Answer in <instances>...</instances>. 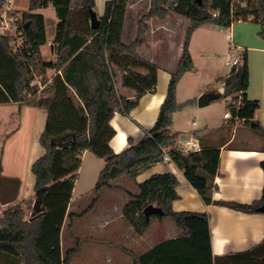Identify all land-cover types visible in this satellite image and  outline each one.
Wrapping results in <instances>:
<instances>
[{"label": "trees", "instance_id": "16d2710c", "mask_svg": "<svg viewBox=\"0 0 264 264\" xmlns=\"http://www.w3.org/2000/svg\"><path fill=\"white\" fill-rule=\"evenodd\" d=\"M6 1L0 0V9ZM231 1L178 0L175 8L168 9L167 0H150L147 13L138 18L135 38L124 43L121 34L128 0L105 1L97 29L89 24V9H94L95 0H79L78 9L73 8L72 0H28L27 10L16 19L19 43H14L16 40L10 33L0 34V104L17 103L46 110L39 137L44 152L31 164L34 196L9 205L0 215V254L5 255L4 259L0 258V264H66L69 256L78 252L71 249L62 255L60 233L84 151L104 161L94 187L96 199L110 180L121 175L134 179L161 162L166 153L205 204L243 212L264 206V186L261 197L251 203L214 200L219 148L200 144L199 151L184 152L170 129L172 113L190 102H176V84L192 68L188 51L191 32L203 24L226 28L240 17L259 22V33L264 34V0H245V5H237L233 12ZM48 6L58 19L52 61L44 60L40 52V46L46 43V33L44 17L37 11ZM169 10L189 20L177 67L170 73L166 95L153 126L144 130L138 142L129 139V146L115 153L109 145L115 134L110 124L114 113L128 115L139 98L156 87L157 66L138 54L146 22L150 18H165ZM9 13L14 17L18 14L16 10ZM245 65L231 68L223 79V93L210 94L211 101L229 98L227 108L242 123L250 125L259 102L241 91L246 90ZM47 69L56 71L49 81L33 83L34 72L43 74ZM117 78L120 87L132 90L131 97L118 91ZM237 98L240 104L236 109ZM250 126L264 136V128L257 122ZM261 168L264 175V160ZM136 186V193L128 192L129 200L122 213L124 220L136 234L142 235L152 220L167 216L177 235L158 242L142 254H133L130 264H264V238L248 250L213 256L207 213L174 211L171 207L180 198L176 191L178 179L173 173L151 174L136 182ZM34 201L43 213L30 219L26 211L33 210ZM149 204L160 207L164 214H152L146 219L143 209ZM74 216L81 214H69L67 218L72 220Z\"/></svg>", "mask_w": 264, "mask_h": 264}, {"label": "crops", "instance_id": "0c3cea01", "mask_svg": "<svg viewBox=\"0 0 264 264\" xmlns=\"http://www.w3.org/2000/svg\"><path fill=\"white\" fill-rule=\"evenodd\" d=\"M105 1L107 0H95L93 10L98 16L104 11ZM11 2L10 8L13 10ZM138 2L139 0H128L121 34V40L124 43L131 42L136 36L138 22L137 14L141 10L138 7ZM130 8H133L134 17L130 15ZM147 10L148 7L146 11ZM37 11L39 12V9ZM171 12L174 17H183L174 11ZM168 17L171 18L173 16L167 15L154 24L156 25L155 29H159L160 34L165 36L164 40H154L151 37L154 31L153 22L151 21L152 18L148 19L146 22L147 28L145 29V38H148L147 36L151 38H142V42L138 47V54L140 57L153 62L157 66L156 87L154 91L145 92L139 98L137 105L130 110L128 115L119 112L114 113L110 120V124L114 128L115 134L110 139L109 145L115 153L128 147L129 139H131L133 143H136L143 137L144 130H148L153 126L159 107L165 98L170 73L175 70V64L176 66L178 64L183 43L182 39L179 42H175L169 37L171 30L175 31V28L173 24H167L166 20ZM16 18H19V14H17ZM231 25L229 26V38L234 40L235 34ZM215 28L216 26L203 24L191 32L188 41V51L192 58V68L190 70L194 67L195 58L200 57L207 63L208 56L214 52V38L217 32ZM125 32L127 34L126 41L123 38ZM19 40L20 39L16 40L14 43L18 44ZM260 44H262V46L256 48H248L249 46H246V48L235 47H237L242 52V56H244V50L247 49L264 50V42ZM40 52L42 55L41 49ZM54 59L55 57L53 60ZM246 62L247 58L243 60L242 66ZM188 71L182 74L178 80V84ZM55 73L56 71L51 69L50 74L45 71L41 76L44 77L45 81H49ZM256 83L258 85L257 91L253 89L254 85L241 91H244L249 99L258 100L259 107L254 112L253 121L264 128V72L263 75L256 80ZM220 85L223 87V80H221ZM178 89L177 85L176 101L179 104L190 101L187 105L191 106V104H193L192 102H196V96H194V98H187L185 101L181 102L177 96ZM193 90L194 89L191 91ZM119 91L129 97L133 94L132 90L122 87H120ZM195 91H197V93H207V91L210 90L197 87ZM227 100H229V98L225 101ZM175 111L172 113L170 129L177 135L180 130L173 129V114ZM221 120V126L226 124L227 127L223 126L219 128L220 126H208L209 124L207 123L198 127H193L195 125L193 121L194 124L192 122V126L185 131V138L189 136L199 137L198 140L201 145L204 144L206 146L219 148L218 173L214 177L216 188L212 192V198L214 200L251 203L261 197L264 186V175L261 168V162L264 160V136L253 128L249 129L248 127H251L250 125H233L229 123L228 120L223 118V114ZM184 139L179 141L176 138L177 145ZM87 152L88 151H84L82 157ZM162 172H171L178 179L176 191L180 198L174 200L171 204L174 211L189 210L207 213L210 229V247L213 256L245 251L263 240L264 214L262 212L256 210L253 212H243L214 203L205 204L197 191L186 181L182 171L178 169L173 162L170 160L165 162L161 161L140 172L134 179L127 175H121L116 179L110 180L108 185L105 186L107 189L104 194L106 199L104 197L101 198L100 195L97 198V201H102L104 199L103 208L99 211L96 218L91 219H93V222H95L97 226H101L102 237H105V235L109 236L110 245L105 247L100 245L94 248V251H88L86 253L88 257L84 259V264H130L133 254H142L158 242L174 238L177 235V229L174 228L175 226L161 219L152 220L146 231L142 235H138L133 230L132 226L124 220L122 214L123 207L129 200L128 192H137L136 182L143 181L151 174ZM119 199H121V201H119ZM72 202L71 198L62 228L66 220H69L67 218L69 214H81V216H78L82 219L81 221L87 216L88 211H86V213L76 212L75 204ZM6 206L7 205L0 204V215L6 209ZM73 219L76 220V217L74 216ZM90 223H92V221L84 222V232L87 234H90ZM108 225L111 226L109 234L106 230ZM60 244L62 245L61 233ZM81 253L82 251L79 250L69 256L66 264L70 263L74 258H78ZM0 258L4 259L5 255L0 254Z\"/></svg>", "mask_w": 264, "mask_h": 264}, {"label": "rangeland", "instance_id": "374dc122", "mask_svg": "<svg viewBox=\"0 0 264 264\" xmlns=\"http://www.w3.org/2000/svg\"><path fill=\"white\" fill-rule=\"evenodd\" d=\"M72 2L73 8L78 9L79 0H72ZM27 3L28 0H12L11 5L13 10H16L20 16L22 11L27 10ZM138 3V7L141 9L137 14L139 18L147 13L148 10L146 11V9L147 7L149 9L150 0H139ZM171 11L172 10H169L168 15H172L173 17H168L166 22L167 24H173L175 31L171 30L169 37L175 42H179L181 39L183 41L189 20L185 17H174ZM39 12L44 16L45 33L47 36L46 43L40 46L42 58L46 61H52L55 57L52 46L54 45L53 41L58 19L51 6L40 8ZM130 13L131 17H134L133 8H130ZM158 20V18L151 19L154 27L151 37L154 40H164L165 36L160 34L159 29H155L156 25L154 24L157 23ZM231 27L234 29V40L229 38L230 27H216L215 29L217 32L214 38V52L208 56L207 63L200 57L195 58L193 69L185 73L179 84L178 82L176 84V87L178 85L179 88L177 96L181 102L185 101L187 98H194V96H196V102H192L193 104H191V106L185 104L179 107L173 114V129L180 130L176 135L179 141L186 137L185 131L192 126L193 121L195 122L193 127H198L206 123L209 124L208 126H220L219 128L223 126L227 127L226 124L221 126L222 114L227 110V102L225 100H215L204 106H198L197 98L203 94V92L197 93L195 88L199 87L210 90L207 91V93L219 92L221 80L224 79L225 75L228 74L232 68L230 61L233 58L235 50L231 47L238 46V48H246V46H249L248 48H256L261 47L262 44L260 43L264 42V34L259 33L261 30V24L259 22L235 20L232 22ZM146 28L147 26L145 29ZM10 35L15 38V40L17 39L15 31L11 32ZM145 37L144 30L142 38ZM147 37L151 38L149 36ZM123 38L125 41L127 40L126 32ZM246 58L247 62L243 72V84L246 88L254 85L253 89L257 91L258 85L256 80L260 78L264 72V50H244V56L240 58L239 65H242L243 60ZM163 62L166 63L165 61ZM176 67L175 64L174 68L176 69ZM46 72L50 74L51 69H47ZM43 80L44 77L36 70L34 72L33 83L39 85ZM116 82L119 91V78H117ZM192 89L194 90L191 91ZM45 118L46 110L42 107H30L18 105L16 103L0 104V175L16 177L19 180L16 200L6 207L34 196V176L31 172V164L44 152L43 147L39 143V137L44 128ZM248 128L252 129L251 127ZM179 145L180 144H178V146ZM102 166L103 159L94 156L90 152H87L82 157L71 198L73 201L72 203L75 204L76 212L86 213V211H88V213L85 217L87 220L83 219V221H81L82 219L77 216L76 220H66L62 228V255L65 256L67 251L71 249L82 251L78 258H74L68 264H84V259L88 257V255H86L88 251H94V248L100 245L102 247L110 245L109 236L105 235V237H102L101 226H97L95 222H93V219H91L98 216L105 202L104 199L102 201H97L94 191L98 173ZM106 191V187L100 190L99 195L101 198L104 197L106 199L104 196ZM119 201H121V199H119ZM26 212L29 215L30 211L27 210ZM157 219L168 221V223L174 226L167 216ZM85 221H92L89 227L90 234L84 232ZM110 229L111 226L108 225L106 227L108 234Z\"/></svg>", "mask_w": 264, "mask_h": 264}, {"label": "built area", "instance_id": "2783aa9c", "mask_svg": "<svg viewBox=\"0 0 264 264\" xmlns=\"http://www.w3.org/2000/svg\"><path fill=\"white\" fill-rule=\"evenodd\" d=\"M10 2L11 0H7L4 6L0 9V34H7L13 31L16 32L17 30V22H16L17 18L10 15L9 13L12 10L10 8ZM177 2L178 0H167L165 7L168 9H173L176 7ZM245 3H246L245 0H232L231 12L234 11L237 5L244 6ZM237 21H242V18L240 17L237 18ZM231 48L235 50V53H233V58L231 59L230 64L232 67H236L239 65L240 58L242 57V52L237 47H231ZM239 104H240V98H237V101L234 103L236 109L239 107ZM223 118L232 121L233 125L244 124L242 123L241 119H239L237 115L235 114L233 115L229 109L223 113ZM178 147L184 152H192V151H199L201 145L198 138L194 136H189L185 138ZM169 160H170L169 156L166 153H164L162 157V161L165 162Z\"/></svg>", "mask_w": 264, "mask_h": 264}, {"label": "water", "instance_id": "95a60500", "mask_svg": "<svg viewBox=\"0 0 264 264\" xmlns=\"http://www.w3.org/2000/svg\"><path fill=\"white\" fill-rule=\"evenodd\" d=\"M200 2V0H196ZM89 24L92 29H97L99 27V18L96 12L93 9H89ZM57 51L59 46L57 45ZM224 88L221 87L219 92L223 93ZM212 99V95L210 93H203L197 98L198 106H204L208 104ZM254 121L250 123L253 125ZM19 189V180L16 177H8L0 175V204L8 205L16 200L17 193ZM256 211L263 212L264 206H257ZM43 213V209L39 207L37 201L33 203V210L30 212V219L35 218ZM143 214L148 219L150 215L156 214L158 216H162L164 211L155 205L149 204L143 209Z\"/></svg>", "mask_w": 264, "mask_h": 264}]
</instances>
